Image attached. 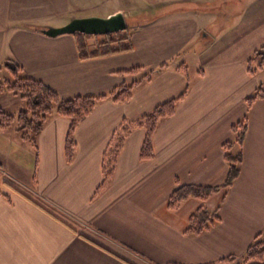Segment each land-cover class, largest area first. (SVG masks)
<instances>
[{
	"label": "crops",
	"instance_id": "crops-1",
	"mask_svg": "<svg viewBox=\"0 0 264 264\" xmlns=\"http://www.w3.org/2000/svg\"><path fill=\"white\" fill-rule=\"evenodd\" d=\"M27 1L0 0V74L13 59L24 75L63 98L101 95L153 75L128 102L98 104L76 130L72 162L65 151L67 117H52L40 133L38 162L15 130L0 129V264H264L243 262L256 237L264 241V98L247 103L264 89V69L251 75L246 64L264 45V0H30L36 7L29 16L20 12ZM43 8L49 12L40 15ZM135 8L146 17L135 19ZM116 12L131 21L128 52L82 59L78 33L41 30ZM134 66L143 69L122 72ZM186 89L154 134V157L141 160L146 131L135 129L112 181L96 194L104 152L122 120L137 119ZM23 102L20 94H0V110L17 113ZM246 115L241 172L230 189L170 209L179 186L224 182V143L235 139L233 126ZM202 205L218 211L220 220L187 235ZM232 255L236 260H224Z\"/></svg>",
	"mask_w": 264,
	"mask_h": 264
},
{
	"label": "trees",
	"instance_id": "trees-1",
	"mask_svg": "<svg viewBox=\"0 0 264 264\" xmlns=\"http://www.w3.org/2000/svg\"><path fill=\"white\" fill-rule=\"evenodd\" d=\"M79 33V32H78ZM87 35V34H86ZM133 48L131 36L128 28L123 31L105 34L104 38L98 40L91 46L89 39L83 43L78 41V52L82 59L105 56L120 52H128ZM247 70L251 75H255L264 69V45L257 48L247 59ZM162 64L158 70L168 66ZM178 68L185 70L183 65ZM4 69L13 76V80L2 79L0 74V94L16 93L20 94L25 101V108L17 113L7 110H0V129L15 130L20 139L32 146L36 160L38 162V137L47 123L54 116H64L70 119V126L66 136V159L72 162L78 146L76 140V130L78 126L96 109L98 104L106 99H111L117 103L128 102L135 88L145 79H150L153 71L148 72L143 78L123 83L114 87L109 92L101 95H84L72 98H63L54 88L45 82L26 76L22 67L13 59L4 62ZM143 67L134 66L125 69L123 73H138ZM188 90L181 95L157 105L151 112L142 115L137 119L124 118L114 132L103 156V181L97 189L96 194L104 191L114 176L118 157L123 149L126 138L132 131L142 128L146 131V136L141 148V160H149L154 157L153 137L162 120L173 116L178 104L185 98ZM264 98V89L259 87L257 91L247 99L249 106ZM248 130V116L233 126L235 139L224 143L226 151V161L229 164L228 173L223 183L219 185H199L186 184L179 186L170 196L168 207L178 208L188 199L195 198L202 203L207 202L213 195L220 192H227L234 184L241 172L243 160V144ZM235 147L239 149L233 152ZM220 220L218 211H211L206 205L200 206L190 217L188 227L185 230L187 235H200ZM258 235L252 245L247 249L243 262L264 261V241ZM226 261L236 260L235 256L225 258Z\"/></svg>",
	"mask_w": 264,
	"mask_h": 264
},
{
	"label": "water",
	"instance_id": "water-1",
	"mask_svg": "<svg viewBox=\"0 0 264 264\" xmlns=\"http://www.w3.org/2000/svg\"><path fill=\"white\" fill-rule=\"evenodd\" d=\"M128 25L122 12H116L108 16L91 15L86 17H74L62 26H48L42 28V32L49 36L61 34H109L127 29Z\"/></svg>",
	"mask_w": 264,
	"mask_h": 264
},
{
	"label": "rangeland",
	"instance_id": "rangeland-1",
	"mask_svg": "<svg viewBox=\"0 0 264 264\" xmlns=\"http://www.w3.org/2000/svg\"><path fill=\"white\" fill-rule=\"evenodd\" d=\"M59 1H61V0H59ZM124 3H126V1H124ZM129 3H131V2L127 1L126 6ZM108 4L110 5V3H108ZM122 6H123V3H122ZM35 7L36 6L33 5V2L28 0L27 2H24V4L22 5L20 12H21V14L22 13H28V16H29V14H32V12H33ZM37 7H39V6H37ZM123 7L126 8L125 5ZM139 10H140L139 8H135L134 9V11H135V19H141V18L146 17V14L144 12H142V11L140 12ZM46 12H49V11H46L45 8H43L40 15H42L43 13H46ZM95 12H97L96 14H99L100 12H102V10H95ZM130 23H131V21H128L127 24L129 25ZM77 35H78L77 39H78V41L80 43H83L86 39H89V42L92 43L91 46H93V44H95V42H97L98 40L103 39L104 36H105V35H101V34H92V35L87 34L86 35L84 33H78ZM1 77L4 80L5 79L13 80V76L10 73H6L5 75L1 74ZM23 107L25 108V102H23V105H22L21 108H23Z\"/></svg>",
	"mask_w": 264,
	"mask_h": 264
}]
</instances>
